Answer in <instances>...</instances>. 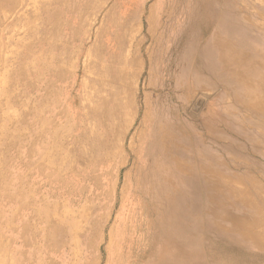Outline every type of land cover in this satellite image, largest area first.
Here are the masks:
<instances>
[{"label": "rangeland", "instance_id": "1", "mask_svg": "<svg viewBox=\"0 0 264 264\" xmlns=\"http://www.w3.org/2000/svg\"><path fill=\"white\" fill-rule=\"evenodd\" d=\"M224 1L0 0V264H144L134 184L159 130L185 190L206 172L214 264H264V83L253 108L197 61L201 4L264 65V0Z\"/></svg>", "mask_w": 264, "mask_h": 264}, {"label": "bare ground", "instance_id": "2", "mask_svg": "<svg viewBox=\"0 0 264 264\" xmlns=\"http://www.w3.org/2000/svg\"><path fill=\"white\" fill-rule=\"evenodd\" d=\"M199 10L203 12L201 19L208 21L206 25L212 31L208 43L204 46L200 57L197 58L198 65L207 71L213 67H223L227 70L222 74L225 83L238 88V84L243 81L240 85L241 87L244 85L241 91H249L252 97L256 98V103L252 101V107L262 109L259 95L260 87L264 83V65L259 60H253L249 67L244 63L246 54L244 51L254 44H245L247 39L243 37V31L238 32L231 20L219 19V16L218 19L211 17V11L207 13L201 4ZM180 60L184 63L181 72L185 74L191 64L189 54L186 53ZM196 79L200 81L198 75L195 81ZM164 122L165 128L172 125L169 120H164ZM162 131H157L153 139H150L151 141H145L143 144L142 157L146 163L140 169L134 184L138 198L134 201L132 235L139 232V237L143 238L146 244L142 256L144 264H214L213 258L225 257L224 252L212 247L207 248L208 246L201 247L202 242L200 243L199 237H201L200 233L203 234V230H200V224L195 222V213L201 212L205 218L206 212L210 211L205 207L208 203L206 172L200 173L198 177L195 175L185 177L187 185L185 190L184 184L177 181L181 173L179 164L169 156V147L176 142L177 135L171 136L165 133L162 136ZM165 163L172 165L165 166ZM209 218L210 216L207 215L204 227L209 228ZM129 258L127 254L126 260L130 261ZM243 259L246 264H262L255 257Z\"/></svg>", "mask_w": 264, "mask_h": 264}]
</instances>
